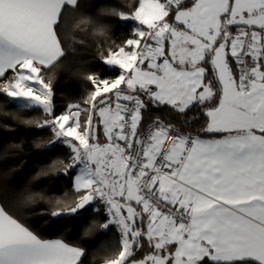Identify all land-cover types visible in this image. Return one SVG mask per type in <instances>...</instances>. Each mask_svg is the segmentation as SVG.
Masks as SVG:
<instances>
[{
  "label": "snow or ice",
  "instance_id": "snow-or-ice-1",
  "mask_svg": "<svg viewBox=\"0 0 264 264\" xmlns=\"http://www.w3.org/2000/svg\"><path fill=\"white\" fill-rule=\"evenodd\" d=\"M111 14L133 22L100 44L114 74H87L86 94L58 110L54 69L85 43L75 30L106 26L82 0H0V95L14 108L3 115L49 132L36 142L47 152L67 150L37 175L68 177L73 195L44 214L99 213L84 234H119L102 264H264V0H135ZM6 176L0 264H83V246L26 222L37 194L9 198Z\"/></svg>",
  "mask_w": 264,
  "mask_h": 264
},
{
  "label": "trees",
  "instance_id": "trees-1",
  "mask_svg": "<svg viewBox=\"0 0 264 264\" xmlns=\"http://www.w3.org/2000/svg\"><path fill=\"white\" fill-rule=\"evenodd\" d=\"M134 4L135 0H82V10L91 13L98 23L105 25L106 34L93 35L91 26H84L83 31L75 30L77 40L83 39L85 43H74L72 47L75 51L70 48L66 58L54 69V99L58 110H62L69 102H78L86 94L87 74L91 72H97L102 76L114 74L108 71L100 60V44L104 43L106 46L111 41L119 42L130 35L133 22L121 21L118 16L111 14V10L129 11ZM101 8L106 10L101 13ZM68 39L71 43V37ZM13 110L9 98L0 95V177L7 174L4 184L14 190L9 193V198L25 190L37 194L24 206L26 222L46 238H62L83 246L87 252L83 264H102L104 254L102 245L114 249L118 244V232L113 230L105 235L104 230L94 229L85 235V230L91 226L94 218L103 219L99 213H88L83 222L70 219L62 223H56L55 218L44 214L50 213L53 207L54 201L51 197H62L66 191L70 196L73 195L68 177L61 175L57 178L52 173L46 176L37 175L52 158H65L67 150L58 147L55 152L49 153L43 143L38 147L36 142H46L50 133L36 128L35 125L27 126L10 116L3 115ZM18 115L32 119L42 118L40 110ZM4 123L9 124L12 130L5 129ZM13 144L20 147H10Z\"/></svg>",
  "mask_w": 264,
  "mask_h": 264
},
{
  "label": "built area",
  "instance_id": "built-area-1",
  "mask_svg": "<svg viewBox=\"0 0 264 264\" xmlns=\"http://www.w3.org/2000/svg\"><path fill=\"white\" fill-rule=\"evenodd\" d=\"M58 147H61V146H57V148H58ZM61 148H63V147H61ZM64 149H65V148H64ZM164 150H165V151H167V147H165V149H164Z\"/></svg>",
  "mask_w": 264,
  "mask_h": 264
}]
</instances>
